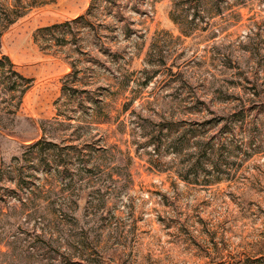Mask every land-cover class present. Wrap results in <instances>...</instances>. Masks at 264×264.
Masks as SVG:
<instances>
[{
    "label": "rangeland",
    "instance_id": "obj_1",
    "mask_svg": "<svg viewBox=\"0 0 264 264\" xmlns=\"http://www.w3.org/2000/svg\"><path fill=\"white\" fill-rule=\"evenodd\" d=\"M0 264H264V0H0Z\"/></svg>",
    "mask_w": 264,
    "mask_h": 264
}]
</instances>
